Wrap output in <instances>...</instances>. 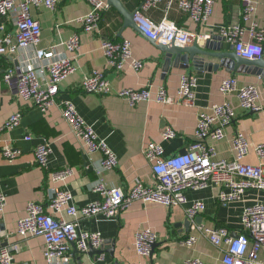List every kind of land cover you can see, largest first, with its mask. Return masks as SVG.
I'll return each instance as SVG.
<instances>
[{"label":"crops","instance_id":"crops-1","mask_svg":"<svg viewBox=\"0 0 264 264\" xmlns=\"http://www.w3.org/2000/svg\"><path fill=\"white\" fill-rule=\"evenodd\" d=\"M121 1L128 11L133 12L144 0ZM256 1L255 21L259 30L264 27V0ZM242 9L241 0H217L209 21L201 25L189 18L179 7L178 0H163L157 7L147 10L146 15L156 22L166 18L197 31L200 34L198 44L201 46L207 38L218 35L222 38L216 43L218 47L231 52L233 45L223 40L220 29L243 23ZM89 10L90 5L86 0H62L55 9L32 8L33 15L42 26L38 49L48 50L56 46L57 52L72 55L62 43L74 34H78L81 41L80 50L75 55L76 71L62 81L57 103L48 112L20 99L16 82L8 83L3 79L7 69L15 67L25 55L33 56L36 49L20 50L0 57V193L6 197L5 209L0 212V246L19 245L14 252V264H48L44 256L43 237L24 236L18 232V220L25 216L28 203L47 205L57 191L64 189L73 194L76 205L83 206L102 198L95 190L100 179L110 187L119 186L125 191L138 181L153 184L155 175L152 163L144 154L145 145L148 142L158 143L165 155L185 152L195 139L198 114L214 104L229 103L236 115L226 127L224 139H208V143L216 149L217 159H234L232 137L239 131L251 143L264 142V80L260 76L239 71L238 66L232 69L220 65L219 59L210 56H201L203 61L198 67L192 63L188 68L185 63H172L165 68L164 53L138 28L130 25L113 6L102 11L97 32H85L77 19ZM247 27L250 29L249 24ZM15 34L14 16L0 17V37L9 35L12 44H15ZM104 39L129 41L133 58L143 61L142 68L136 70L126 65L124 70L118 71L110 67L101 47ZM193 42L187 46H192ZM93 70L105 72L112 86L111 93H88L83 90L82 79ZM184 74L197 77L194 105H186L179 99L178 88ZM230 76L237 79L239 87L249 84L258 87L263 106L261 111L243 109L235 92L221 93L222 81ZM148 83L154 85V92L159 86H164L172 102L144 101L131 105L117 94L123 88H141ZM63 101H71L99 137L107 141L118 157L116 168L104 169L101 166V152L88 156L81 150L80 142L63 117ZM16 112L22 113L20 123L12 129L4 128L5 121ZM167 128L174 131V136L164 139L162 132ZM28 135L32 137L29 140L26 139ZM43 142H47L52 149L47 169L37 164L34 154L35 147ZM4 147L18 148L21 154L10 161L2 153ZM259 161L253 152L244 159V162L252 164ZM66 168H72V174L66 180L55 182L51 179V172ZM218 191V186H210L199 190L187 189L185 194L190 202L201 199L205 203L204 211L196 218L198 224L225 226L233 235H237L243 231L244 208L263 198L264 192L248 189L242 199L223 205L218 200ZM186 206L166 207L136 200L115 219H107L102 215L80 217L77 219L80 232L102 234V252L90 255L72 245L61 262L178 264L197 257L205 264L218 263L223 250L205 236L200 235L192 247L180 242L196 233L186 214ZM141 229H149L157 237L155 250L149 256L139 254L136 249V235Z\"/></svg>","mask_w":264,"mask_h":264},{"label":"built area","instance_id":"built-area-1","mask_svg":"<svg viewBox=\"0 0 264 264\" xmlns=\"http://www.w3.org/2000/svg\"><path fill=\"white\" fill-rule=\"evenodd\" d=\"M62 0H0V17L13 15L15 18V44L10 36L0 37V57L18 51L35 48L33 56L25 55L15 67L7 69L4 81L16 82L18 97L27 101L43 112H48L57 103L60 84L76 71L75 55L79 52L81 41L78 34L72 35L62 44L72 55L57 52L56 46L48 50L38 49L42 26L33 13V7L55 9ZM90 5L89 12L77 19L87 33L98 31L102 11L108 8L106 0H86ZM163 0H144L135 9L134 21L139 31L148 39L163 44L174 42L187 45L199 39L197 31L187 29L168 19L159 22L146 15V11L157 7ZM217 0H178L179 7L189 18L198 24H206ZM243 23L223 26L220 35L229 41L237 55L247 59H259L264 55V27L257 29L255 14L258 7L256 0H241ZM170 6V3L168 4ZM250 25L248 29L247 25ZM248 35V37H247ZM104 55L110 67L118 71L126 65L139 70L143 61L133 58L131 44L127 40L114 41L104 39L101 43ZM82 88L88 93L107 94L112 92L110 81L104 71L93 70L82 79ZM197 77L184 74L178 88L179 99L186 105L195 103V87ZM154 85L148 83L141 88H123L118 95L135 105L144 101L171 103L172 100L164 86L153 91ZM221 93L235 92L240 105L245 110L261 111L260 92L256 85L238 86L237 79L230 76L220 85ZM62 114L71 126L80 142L81 150L86 155L101 152V166L114 169L118 166V157L104 138L94 130L78 112L71 101H63ZM235 111L229 103L214 104L201 111L197 117L195 139L185 152L165 155L163 147L155 142H148L144 154L152 163L155 175L153 184L138 181L130 190L122 187H110L100 179L95 190L101 195L100 200L78 206L74 203L73 194L68 190H59L44 205L30 202L26 214L18 220V232L21 235H37L44 239V256L48 264H63L61 261L70 251L71 246L81 252L90 248L101 249L104 238L100 232L78 229L77 219L102 215L107 219H115L126 210L133 201L142 200L164 205L166 207L186 206V214L192 222L195 234L181 240L183 245L192 247L200 235L205 236L213 245L223 250L221 260L215 264H264V196L244 208L242 215L243 231L233 235L225 226H204L196 222L198 215L204 211L205 203L201 199L189 201L185 191L199 190L210 186H218V200L227 205L242 199L248 189L264 192V142L251 143L243 132L232 137V148L235 152L233 160L217 159V152L208 139L222 140L225 129L235 119ZM22 113L11 115L4 128L12 129L21 121ZM164 139L174 136V131L167 128L162 132ZM31 135L26 139H31ZM51 147L47 142L38 144L34 154L37 164L48 168ZM253 152L258 158L257 164L246 163L244 159ZM4 157L10 161L16 159L21 151L14 147H4ZM72 174V168L51 172L55 182L64 181ZM6 206V197L0 193V212ZM156 235L149 229H141L136 235V249L141 255L149 256L156 242ZM19 245L0 246V264H14V252ZM102 258V257H100ZM140 264V263H132ZM178 264H205L202 259L193 257Z\"/></svg>","mask_w":264,"mask_h":264},{"label":"water","instance_id":"water-1","mask_svg":"<svg viewBox=\"0 0 264 264\" xmlns=\"http://www.w3.org/2000/svg\"><path fill=\"white\" fill-rule=\"evenodd\" d=\"M109 6L115 7L127 20V22L138 28L134 21L135 11L130 12L123 5L121 0H106ZM218 35H213L205 40V44L203 46L198 44V38L194 40L192 46H181L177 45L174 42L170 44H163L156 40L150 39L161 51L164 53V61L165 68L170 66L172 63H185V67H190V64H194L196 67L201 65L203 59L201 56H210L219 59L220 65L230 66V68L234 69L238 66L239 71H244L248 73H252L260 76L261 79L264 80V58L259 59H247L237 55L234 47L231 46L232 51H222L220 47L216 44L218 40H220ZM224 40V38H223ZM157 243L155 242L153 245L152 253L155 250ZM75 246V245H74ZM102 250H94L90 248L88 254L92 255V253H101Z\"/></svg>","mask_w":264,"mask_h":264}]
</instances>
